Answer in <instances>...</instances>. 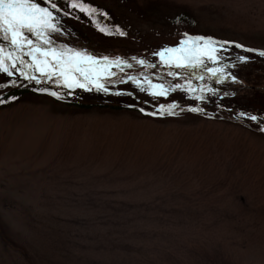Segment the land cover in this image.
Instances as JSON below:
<instances>
[{"label": "rangeland", "instance_id": "374dc122", "mask_svg": "<svg viewBox=\"0 0 264 264\" xmlns=\"http://www.w3.org/2000/svg\"><path fill=\"white\" fill-rule=\"evenodd\" d=\"M55 1L38 0L51 47L122 62L104 91L6 61L0 94L40 95L0 107V264H264V0ZM197 36L221 49L219 82L156 55Z\"/></svg>", "mask_w": 264, "mask_h": 264}, {"label": "snow or ice", "instance_id": "6c2138e0", "mask_svg": "<svg viewBox=\"0 0 264 264\" xmlns=\"http://www.w3.org/2000/svg\"><path fill=\"white\" fill-rule=\"evenodd\" d=\"M47 2V0H45ZM73 6H76L75 4ZM81 10H85L83 5H80ZM51 8H56L55 4H51ZM59 32V28L54 23V16L48 7L42 6L38 0H0V38L8 41L12 50L5 52V48L0 46V72L11 75V71L6 64V61L12 62L14 68L15 61L20 60L23 63V55L26 54L32 58V62L27 66L33 68L35 72L41 76L52 78L57 77V83H63L67 88H87L89 84H95L97 89H103V84L100 83L102 76H111L110 72L112 64H119L122 61L116 58L115 61H110L108 57H103L101 61L95 56L88 55L71 48L59 49L51 47L52 39L50 33ZM36 39H30L29 35ZM202 42V43H201ZM47 45L48 47H42ZM217 42L211 38L205 37H187L182 40L180 45L173 48H165L161 52L156 53L161 58V61L168 65H175L177 68H199L204 67V70L211 73L213 76L222 79L224 76L223 67H206V61L212 64H218L220 57L218 55L220 48L216 47ZM27 46V53L24 52ZM223 45H221V48ZM236 47H243L237 44ZM13 50L20 55H13ZM246 51H255L254 49H246ZM259 55L264 56V51L259 52ZM135 59V58H133ZM240 61H244L246 57H238ZM144 65V60L137 61ZM126 63V62H123ZM131 67V65H127ZM175 75V73H169ZM28 79H35L40 82L38 77L28 76ZM203 79L202 76L198 77ZM129 79H134L129 77ZM235 79V77H233ZM146 82L149 85V90L152 95H166L168 89L163 84H153L150 80ZM189 91H191V82L189 81ZM174 87L179 88L177 84ZM143 90V89H142ZM203 89H201L202 91ZM47 91V89H41ZM209 91H214L209 89ZM51 95L58 97L56 92ZM203 98V97H199ZM3 101H0L2 103ZM171 110L174 105H169ZM163 108V105L161 106ZM199 109H192L198 111ZM253 121L257 120L256 116L250 117ZM264 131V128L260 129Z\"/></svg>", "mask_w": 264, "mask_h": 264}, {"label": "trees", "instance_id": "16d2710c", "mask_svg": "<svg viewBox=\"0 0 264 264\" xmlns=\"http://www.w3.org/2000/svg\"><path fill=\"white\" fill-rule=\"evenodd\" d=\"M54 4L56 6H59L61 4L64 5V3H62V1H60V0L55 1ZM100 16L101 15L92 14V19H93V21L95 23L97 22L96 24H98L99 26H101L103 28V27H105L107 25H106V23L104 21V18H100ZM174 20H175V22H173V23H179V22H183L184 23V22H187L189 19H188V17H187L186 14H180L178 16H175L174 17ZM177 26L180 27L181 25H179V24L178 25H175V27H177ZM182 27L183 26H181V28ZM0 42H2V41H0ZM0 46H1V44H0ZM14 53H15V51H14ZM97 59L100 60L101 62H103L101 58H97ZM9 62L11 63V61H9ZM15 63L18 65V64L21 63V61L20 60H17V61H15ZM113 66H115V65L112 64L111 68H113ZM106 77L107 76H102L101 79H105ZM227 77H229V76H227ZM225 79H227V78H225ZM32 94L40 95V93H38L37 91L35 92L32 89H30V88L29 89H27V88H12V89H10L9 88L4 93L0 94V101H3L2 103H0V107L1 106H5V105H8L9 103H11L13 101H17V100H19L24 95H32ZM66 103L69 104V105H73V106L80 107L81 109H90L93 106L102 105V104L86 103V102H82V101H78V100H75V101L68 100V102H66ZM119 107H122L123 108V106H121V105ZM119 107H116V108H119ZM125 108L129 109L130 107H125Z\"/></svg>", "mask_w": 264, "mask_h": 264}, {"label": "flooded vegetation", "instance_id": "af4514ba", "mask_svg": "<svg viewBox=\"0 0 264 264\" xmlns=\"http://www.w3.org/2000/svg\"><path fill=\"white\" fill-rule=\"evenodd\" d=\"M201 72H203V69H201V71H199L198 70V74H197V76L198 77H200V76H202L203 77V80L205 79V74L204 73H201ZM197 72L195 71V74H196ZM194 79V78H193ZM200 81L202 80V79H199Z\"/></svg>", "mask_w": 264, "mask_h": 264}]
</instances>
